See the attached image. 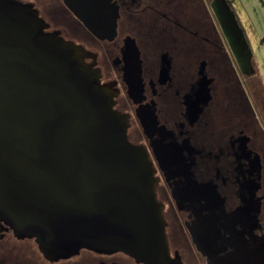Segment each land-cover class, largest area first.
Returning a JSON list of instances; mask_svg holds the SVG:
<instances>
[{
	"label": "flooded vegetation",
	"instance_id": "flooded-vegetation-1",
	"mask_svg": "<svg viewBox=\"0 0 264 264\" xmlns=\"http://www.w3.org/2000/svg\"><path fill=\"white\" fill-rule=\"evenodd\" d=\"M22 1L44 29L90 50L83 59L116 88L113 106L127 114L126 136L152 162L169 264H264V92L250 79L251 62L241 65L244 44L225 0H110L109 39L88 31L62 0ZM126 35L140 59L137 102L121 77ZM161 145L174 157L171 168L156 159ZM0 264L145 263L88 247L49 259L31 237L0 223Z\"/></svg>",
	"mask_w": 264,
	"mask_h": 264
},
{
	"label": "water",
	"instance_id": "water-1",
	"mask_svg": "<svg viewBox=\"0 0 264 264\" xmlns=\"http://www.w3.org/2000/svg\"><path fill=\"white\" fill-rule=\"evenodd\" d=\"M62 1L95 36L114 35L110 0ZM45 25L30 2L0 0V223L49 259L88 247L169 264L152 162L126 136L116 88L83 59L90 50ZM120 56L125 93L137 102L132 37ZM161 151L156 159L171 168L174 157Z\"/></svg>",
	"mask_w": 264,
	"mask_h": 264
},
{
	"label": "rangeland",
	"instance_id": "rangeland-1",
	"mask_svg": "<svg viewBox=\"0 0 264 264\" xmlns=\"http://www.w3.org/2000/svg\"><path fill=\"white\" fill-rule=\"evenodd\" d=\"M225 7L227 8L228 17L236 31V34L240 38L241 42L244 44V51L242 52L243 58L241 65L245 63H250L248 69H250V79L255 82L256 85L261 87L262 92H264V28H257L259 24H251L247 19L249 10L244 4H241L239 0H225ZM244 6V7H243ZM232 10L237 16L239 24L237 25L232 15ZM254 12V11H253ZM253 14V13H252ZM250 18L251 14H249ZM257 23V22H256ZM256 25V26H254ZM241 27V28H240ZM66 30L72 35H76L77 31ZM255 95V94H254Z\"/></svg>",
	"mask_w": 264,
	"mask_h": 264
},
{
	"label": "crops",
	"instance_id": "crops-1",
	"mask_svg": "<svg viewBox=\"0 0 264 264\" xmlns=\"http://www.w3.org/2000/svg\"><path fill=\"white\" fill-rule=\"evenodd\" d=\"M239 1H241V4L243 3L244 6H246L249 10L252 11V12L248 11V13L251 14L252 18H250L249 14L247 16V19L250 21V23L259 24L260 26L254 25L259 29H261L262 27L264 28V0H239ZM232 15H233L234 21L238 25L239 21L237 19V16L234 14L233 10H232Z\"/></svg>",
	"mask_w": 264,
	"mask_h": 264
},
{
	"label": "trees",
	"instance_id": "trees-1",
	"mask_svg": "<svg viewBox=\"0 0 264 264\" xmlns=\"http://www.w3.org/2000/svg\"><path fill=\"white\" fill-rule=\"evenodd\" d=\"M225 8H226V7H225ZM226 12H228V11H227V8H226ZM233 21H234V20H233Z\"/></svg>",
	"mask_w": 264,
	"mask_h": 264
}]
</instances>
